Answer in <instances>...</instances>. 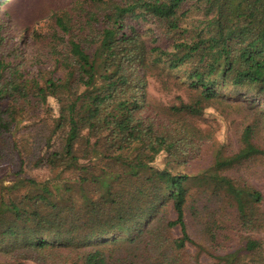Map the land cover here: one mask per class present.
<instances>
[{
  "label": "trees",
  "instance_id": "obj_1",
  "mask_svg": "<svg viewBox=\"0 0 264 264\" xmlns=\"http://www.w3.org/2000/svg\"><path fill=\"white\" fill-rule=\"evenodd\" d=\"M74 1L20 41L0 15V169L15 166L0 180V264H186L227 226L264 234L263 194L240 175L264 163L259 119L241 116L231 156L223 144L188 169L195 119L264 121V0ZM152 78L181 94L171 106L152 101ZM263 245L247 237L218 263Z\"/></svg>",
  "mask_w": 264,
  "mask_h": 264
},
{
  "label": "rangeland",
  "instance_id": "obj_2",
  "mask_svg": "<svg viewBox=\"0 0 264 264\" xmlns=\"http://www.w3.org/2000/svg\"><path fill=\"white\" fill-rule=\"evenodd\" d=\"M71 5L75 4L74 0H10L5 6L1 7L0 15L4 16L6 10L11 13V18L5 15L6 20H9L10 36H13L16 41H20L23 36L24 30H28L32 33L38 24L45 22L50 17V10L52 7H58V5ZM24 51H28L27 47L22 45ZM36 71V68L32 69ZM149 95L152 101L163 105L165 107L171 106L177 95H181L176 92H167L163 90L162 86L150 79L149 81ZM238 107V105L236 106ZM243 107V106H242ZM241 107V109H242ZM247 107V106H246ZM245 107V108H246ZM237 109L229 110L227 116L223 117L219 114H215V110H211L213 114L202 118L195 119L194 125L202 131L204 137V143L200 153L196 158L188 165L189 171L198 172L211 163L214 162V157L217 148L223 144L228 145L226 148L225 157L231 156L236 152L238 147V140L244 125V120L241 116H247L248 122H252L255 118L259 119V127L261 131L262 144L264 145V121L256 116V113L250 110ZM218 114V115H217ZM15 170V166L10 162L5 164L0 169V180L8 182L11 172ZM28 177H33L37 180H45L51 172L47 169L30 170L27 172ZM241 176L246 178L252 186L258 189L264 198V163H258L256 167L242 171ZM262 210L264 211V200L262 204ZM169 219H175V214L170 210L167 214ZM192 239L198 244L197 232L190 228ZM173 236L176 238L181 236L180 229L176 228L173 231ZM247 237H251L252 240L262 241L264 243V234H251L244 231L233 230L232 225L226 227V231L220 235L217 244L202 242L205 246V251L201 252L199 246L190 245L188 250L181 255V261L186 264H226V262L218 263V259L227 254H233L239 250ZM263 249L257 254H250L240 252L236 257V262L233 264H264V245ZM201 252L198 260L196 259V253ZM27 264H44L39 263L36 260H27ZM50 264V263H47Z\"/></svg>",
  "mask_w": 264,
  "mask_h": 264
}]
</instances>
